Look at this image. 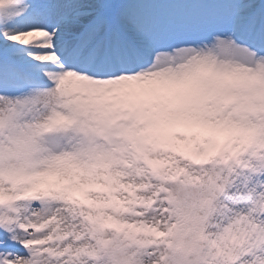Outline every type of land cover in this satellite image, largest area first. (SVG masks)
<instances>
[{"label":"snow or ice","instance_id":"1","mask_svg":"<svg viewBox=\"0 0 264 264\" xmlns=\"http://www.w3.org/2000/svg\"><path fill=\"white\" fill-rule=\"evenodd\" d=\"M0 264H264V0H0Z\"/></svg>","mask_w":264,"mask_h":264}]
</instances>
